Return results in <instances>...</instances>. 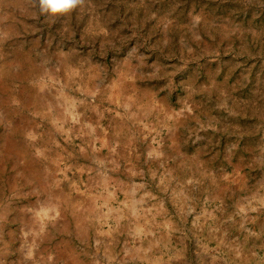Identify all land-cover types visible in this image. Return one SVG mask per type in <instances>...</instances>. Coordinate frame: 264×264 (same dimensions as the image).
Returning a JSON list of instances; mask_svg holds the SVG:
<instances>
[{"label": "rangeland", "instance_id": "rangeland-1", "mask_svg": "<svg viewBox=\"0 0 264 264\" xmlns=\"http://www.w3.org/2000/svg\"><path fill=\"white\" fill-rule=\"evenodd\" d=\"M0 264H264V0H0Z\"/></svg>", "mask_w": 264, "mask_h": 264}, {"label": "clouds", "instance_id": "clouds-1", "mask_svg": "<svg viewBox=\"0 0 264 264\" xmlns=\"http://www.w3.org/2000/svg\"><path fill=\"white\" fill-rule=\"evenodd\" d=\"M80 3L82 0H39L41 12L52 15L67 13Z\"/></svg>", "mask_w": 264, "mask_h": 264}]
</instances>
